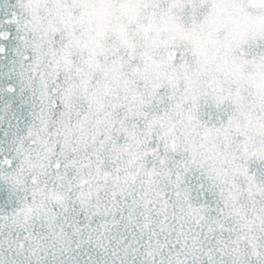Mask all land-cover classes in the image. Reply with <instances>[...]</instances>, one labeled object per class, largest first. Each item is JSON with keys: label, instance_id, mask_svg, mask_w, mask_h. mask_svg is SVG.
Here are the masks:
<instances>
[{"label": "snow or ice", "instance_id": "obj_1", "mask_svg": "<svg viewBox=\"0 0 264 264\" xmlns=\"http://www.w3.org/2000/svg\"><path fill=\"white\" fill-rule=\"evenodd\" d=\"M0 264H264V0H0Z\"/></svg>", "mask_w": 264, "mask_h": 264}]
</instances>
